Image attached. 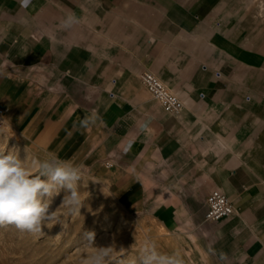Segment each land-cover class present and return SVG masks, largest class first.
<instances>
[{
    "label": "crops",
    "instance_id": "0c3cea01",
    "mask_svg": "<svg viewBox=\"0 0 264 264\" xmlns=\"http://www.w3.org/2000/svg\"><path fill=\"white\" fill-rule=\"evenodd\" d=\"M0 107L30 147L106 168L184 264L196 245L198 264H264V0H0ZM213 190L235 208L218 222L205 218Z\"/></svg>",
    "mask_w": 264,
    "mask_h": 264
},
{
    "label": "rangeland",
    "instance_id": "374dc122",
    "mask_svg": "<svg viewBox=\"0 0 264 264\" xmlns=\"http://www.w3.org/2000/svg\"><path fill=\"white\" fill-rule=\"evenodd\" d=\"M0 152H18L33 174L39 172L34 162L56 160L30 147L7 124L0 129ZM80 173V210L72 213L60 207L66 194L61 190L49 209L57 210L59 223L43 228V236L22 233L13 226L0 227V264H82L96 251L94 247H111L107 264H138L145 240L153 242L159 252H174L166 243L167 237L156 234V224L147 213L130 210L118 200L111 185L112 174L106 168L80 169ZM85 231L95 234L93 247L84 239Z\"/></svg>",
    "mask_w": 264,
    "mask_h": 264
},
{
    "label": "clouds",
    "instance_id": "9594fccd",
    "mask_svg": "<svg viewBox=\"0 0 264 264\" xmlns=\"http://www.w3.org/2000/svg\"><path fill=\"white\" fill-rule=\"evenodd\" d=\"M21 7L27 8L31 0H20ZM74 15L67 16L62 22L63 28H70L77 23ZM94 123V117H85L82 127ZM39 172L33 174L25 166L18 152H0V227L13 226L22 233L43 236V228L59 223L56 211H49L53 199L61 190L66 194L60 207L69 212L79 211L83 202L78 191L81 173L78 166L59 160L34 162ZM55 221V223H53ZM84 239L93 247L95 234L84 232ZM96 251L89 255L82 264H107L111 247H94ZM138 264H184L180 253L159 252L153 242L145 240Z\"/></svg>",
    "mask_w": 264,
    "mask_h": 264
},
{
    "label": "built area",
    "instance_id": "2783aa9c",
    "mask_svg": "<svg viewBox=\"0 0 264 264\" xmlns=\"http://www.w3.org/2000/svg\"><path fill=\"white\" fill-rule=\"evenodd\" d=\"M142 82L154 99L162 108L179 117L184 110V104L163 81L152 71L146 70L141 76ZM203 97L204 94H201ZM7 110L0 107V129L7 124ZM108 164V163H107ZM235 211L230 198L219 190H213L206 199L205 218L211 222H218L230 217Z\"/></svg>",
    "mask_w": 264,
    "mask_h": 264
},
{
    "label": "bare ground",
    "instance_id": "6f19581e",
    "mask_svg": "<svg viewBox=\"0 0 264 264\" xmlns=\"http://www.w3.org/2000/svg\"><path fill=\"white\" fill-rule=\"evenodd\" d=\"M263 9L260 8L258 10V13L259 14H263ZM159 233H164L166 232L167 230L164 228V227H159L158 230H157ZM198 252L199 253V258L196 257L195 255V252ZM178 253H180V255L183 257V254L181 253L182 251H177ZM186 256L189 255L190 256V259L195 263V264H198L199 262V259H205L206 257V254L205 252L200 248L199 245H196V249H189L187 252H186Z\"/></svg>",
    "mask_w": 264,
    "mask_h": 264
}]
</instances>
